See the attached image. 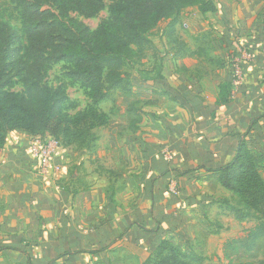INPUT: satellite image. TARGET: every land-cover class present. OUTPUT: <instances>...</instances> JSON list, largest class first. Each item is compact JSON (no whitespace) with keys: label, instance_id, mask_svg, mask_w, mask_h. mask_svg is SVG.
<instances>
[{"label":"crops","instance_id":"crops-1","mask_svg":"<svg viewBox=\"0 0 264 264\" xmlns=\"http://www.w3.org/2000/svg\"><path fill=\"white\" fill-rule=\"evenodd\" d=\"M214 2L216 12L189 7L179 15L176 34L195 9L182 27L196 48L178 35L188 50L168 52L145 81L132 78L127 115L116 123L101 104L120 91L100 102L110 123L95 130L89 151L56 147L47 181L28 153L32 136L8 135L0 148V264H140L163 237L213 254L212 264L224 246L238 249L226 264H264L247 259L263 236L251 249L236 247L254 223L234 218L225 203L234 196L208 171L228 163L241 139L264 156V0ZM239 46L251 55L243 80L215 104L231 78L227 52ZM142 93L150 103L161 99V113L136 106ZM133 107L154 113L155 123L131 126Z\"/></svg>","mask_w":264,"mask_h":264},{"label":"trees","instance_id":"trees-1","mask_svg":"<svg viewBox=\"0 0 264 264\" xmlns=\"http://www.w3.org/2000/svg\"><path fill=\"white\" fill-rule=\"evenodd\" d=\"M20 19L16 29L0 22V148L13 131L30 136H49L60 147L76 146L90 150L96 141L95 130L110 123L109 115L98 104L115 91L130 92L132 78L124 67L140 58L150 46V31L168 20L163 35L172 44L169 49L185 52L175 26L186 8L201 13L217 11L214 0H10ZM110 2L108 16L95 29L69 17L75 12L85 18L96 16ZM175 49V51L173 50ZM226 60L232 68L230 55ZM56 63H63L64 77L76 85L88 99L77 110L78 103L68 99L64 85L52 87L44 73ZM13 72L22 91L7 90L8 73ZM232 77V70H231ZM161 77V76H159ZM234 89L231 78L218 86L215 104L229 101ZM135 114L131 126L157 116L141 108H129ZM151 126V129H154ZM264 156L254 153L244 139L232 159L221 167L208 170L217 182L234 196L225 201L238 221L253 217L255 224L245 236V247L251 249L264 235ZM171 238L158 239L151 255L140 264H198L190 246L183 247ZM196 262V263H195Z\"/></svg>","mask_w":264,"mask_h":264},{"label":"rangeland","instance_id":"rangeland-1","mask_svg":"<svg viewBox=\"0 0 264 264\" xmlns=\"http://www.w3.org/2000/svg\"><path fill=\"white\" fill-rule=\"evenodd\" d=\"M216 1L218 2L219 0ZM109 4L110 2L106 1L104 8L96 16L91 18H85L75 12H70L69 17L76 19L77 21L86 25L89 29H95L96 26L108 16ZM194 11L195 9L187 10V14L182 18L179 25L177 26V35H179L183 40L186 41L187 45L190 47L189 49L193 50L196 48V43L187 34V32H185L182 24L186 23V21L195 14ZM3 21H7L16 29H19L21 26L20 19L18 18L17 12L14 9V4L10 0H0V22ZM167 23L168 20L161 21L155 28L150 31V46L143 51V55L140 58L133 59L124 67L125 72L129 74L130 78H135L136 76H138L140 80L145 81L149 77L148 71L150 70V68L156 67L158 61L160 64L162 62V58L166 56L168 52H170L169 43L167 42L166 36H164L162 32V29H164ZM64 71L65 69L63 67V63L53 64L44 73L43 81L47 85L52 87H57L61 84L64 85L66 88V95L68 99L74 100L78 103L77 110L84 108L88 103V99L83 95L82 90L79 89L76 85L68 84L67 79L64 77ZM8 81L9 85L7 87V90L15 93H20L22 91V84L13 74V72L8 73ZM128 96L130 97V95L119 92L115 94V96H113L114 98L112 99V101H107L101 104V107L110 113L113 122L116 123L119 118L121 119L122 115H127L126 112L122 114L121 109L125 106L126 110V108L128 107ZM161 102V99L158 98L154 102L150 103L148 102L146 93H142V99L138 101L139 104H137L136 106L159 112L158 110H161L164 107V104ZM246 222L247 224L256 223L253 217H249L248 219H246ZM238 246L244 247L245 239H241L240 242L237 243L236 247ZM190 247L193 255L200 258V262L198 264H212L210 260L214 256L213 254L211 256H202V253H200V255L198 253V249L193 248V245H191ZM183 249L186 250L185 247H182V250ZM237 252L238 249L235 251H231L228 249V247L224 246V251H222V254L218 257V261L214 264H226L225 261L228 258L236 255ZM255 252H257L258 254L255 253V256H251L247 259L254 260V258H258L264 260V235L261 238L260 242L257 244ZM245 259L246 257L243 258V260Z\"/></svg>","mask_w":264,"mask_h":264},{"label":"built area","instance_id":"built-area-1","mask_svg":"<svg viewBox=\"0 0 264 264\" xmlns=\"http://www.w3.org/2000/svg\"><path fill=\"white\" fill-rule=\"evenodd\" d=\"M251 55L245 46H239L236 52L230 55L232 63V77L231 81L233 86H238L244 76L242 64L244 60L250 59ZM264 80V74L261 76ZM58 147L56 142L51 138H45L43 136H32L27 146L28 153L37 161V175L42 180L47 181L49 178V170H57L56 166L51 167V156Z\"/></svg>","mask_w":264,"mask_h":264}]
</instances>
